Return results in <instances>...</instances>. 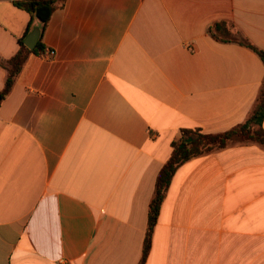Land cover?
<instances>
[{
	"label": "crops",
	"instance_id": "1",
	"mask_svg": "<svg viewBox=\"0 0 264 264\" xmlns=\"http://www.w3.org/2000/svg\"><path fill=\"white\" fill-rule=\"evenodd\" d=\"M15 1L0 0L4 60L41 29ZM218 21L264 50V0H62L0 108V264L140 263L172 143L244 123L264 83ZM146 264H264L263 145L178 169Z\"/></svg>",
	"mask_w": 264,
	"mask_h": 264
},
{
	"label": "trees",
	"instance_id": "2",
	"mask_svg": "<svg viewBox=\"0 0 264 264\" xmlns=\"http://www.w3.org/2000/svg\"><path fill=\"white\" fill-rule=\"evenodd\" d=\"M62 0H18V8L28 12L32 18L41 24V38L34 50H30L24 42L20 41V48L8 60L0 59V68L5 73V85L0 90V108L3 102L13 91L29 56L34 53L39 56L45 54L43 34L47 29L53 13L61 5ZM30 30H28L29 34ZM211 36L224 43H238L256 52L264 63V50L253 45L233 23L218 21L209 27ZM27 36V35H26ZM264 83L260 89L257 100L248 119L236 127L219 134H205L199 129L183 130L179 141L172 143V154L160 171L153 198L149 205V218L142 259L139 264H146L150 255L155 228L159 221L160 212L171 186L172 180L178 171L188 161L207 155L240 142H256L264 146ZM189 139H191L189 141Z\"/></svg>",
	"mask_w": 264,
	"mask_h": 264
},
{
	"label": "water",
	"instance_id": "3",
	"mask_svg": "<svg viewBox=\"0 0 264 264\" xmlns=\"http://www.w3.org/2000/svg\"><path fill=\"white\" fill-rule=\"evenodd\" d=\"M41 37V29L36 28L25 40V45L30 49L34 50L36 46L38 45ZM191 139H189L190 141Z\"/></svg>",
	"mask_w": 264,
	"mask_h": 264
},
{
	"label": "built area",
	"instance_id": "4",
	"mask_svg": "<svg viewBox=\"0 0 264 264\" xmlns=\"http://www.w3.org/2000/svg\"><path fill=\"white\" fill-rule=\"evenodd\" d=\"M48 54H51L52 55V53L49 51V53Z\"/></svg>",
	"mask_w": 264,
	"mask_h": 264
}]
</instances>
